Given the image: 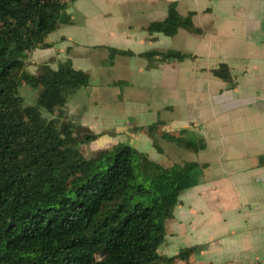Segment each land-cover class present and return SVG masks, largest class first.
Listing matches in <instances>:
<instances>
[{
	"label": "crops",
	"instance_id": "crops-1",
	"mask_svg": "<svg viewBox=\"0 0 264 264\" xmlns=\"http://www.w3.org/2000/svg\"><path fill=\"white\" fill-rule=\"evenodd\" d=\"M62 1L68 23L46 36L50 47L28 54L25 71L68 61L89 83L54 113L78 136H97L87 144L91 157L126 144L164 167L195 165L194 185L177 198L157 254L198 250L187 261L159 264L264 263V0ZM170 9L190 15L202 34L148 32ZM168 51L184 58L141 56ZM219 64L227 65V80L210 72ZM147 126L183 134L197 149L176 145L188 152L178 162L170 142L153 147Z\"/></svg>",
	"mask_w": 264,
	"mask_h": 264
},
{
	"label": "trees",
	"instance_id": "trees-1",
	"mask_svg": "<svg viewBox=\"0 0 264 264\" xmlns=\"http://www.w3.org/2000/svg\"><path fill=\"white\" fill-rule=\"evenodd\" d=\"M65 7L62 0H0V264L187 261L198 247L169 258L160 257L157 249L177 198L194 185L193 163L164 167L126 144L87 160L79 149L96 135L78 136L70 121L57 127L40 115V108L54 113L68 95L89 83L88 74L68 61L56 69L39 65L35 74L24 69L28 54L50 47L46 36L68 23ZM147 30L167 37L179 30L202 34L190 15L172 9ZM141 56L184 58L170 51ZM210 72L221 80L229 77L226 64ZM22 80L39 89L32 106H24L19 95ZM143 132L157 150L159 139L197 149L183 134H158L155 126ZM259 160L263 163L264 155Z\"/></svg>",
	"mask_w": 264,
	"mask_h": 264
},
{
	"label": "rangeland",
	"instance_id": "rangeland-1",
	"mask_svg": "<svg viewBox=\"0 0 264 264\" xmlns=\"http://www.w3.org/2000/svg\"><path fill=\"white\" fill-rule=\"evenodd\" d=\"M24 69H26V65H25ZM36 72H37V70H36ZM18 92H19V95L23 99V105L24 106H32L36 102V99H37L38 94H39V89L38 88L37 89L28 88L25 85V81L22 80L19 83ZM39 112H40L41 117L47 119L49 123H51V124H53V125H55L57 127H59L63 122L66 121V118L57 115V113L50 114L46 110H44L42 108L39 109ZM164 144H166L170 148H175L176 150H179L180 153L177 154L178 159L176 161H178V162L186 161V160L188 161V158H187V155H186L188 152H186L183 149H180V148L176 147L177 144H175V145L174 144H170V143H164ZM79 153L83 156L84 159L88 160V158L91 157V153L92 152L89 151V147H87V144H85V145L80 147ZM143 157H145V155ZM262 264H264V263H262Z\"/></svg>",
	"mask_w": 264,
	"mask_h": 264
}]
</instances>
